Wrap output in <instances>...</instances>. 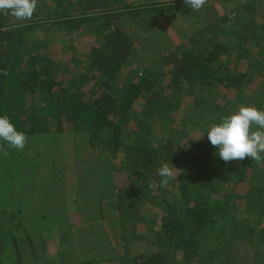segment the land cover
<instances>
[{
    "label": "trees",
    "instance_id": "16d2710c",
    "mask_svg": "<svg viewBox=\"0 0 264 264\" xmlns=\"http://www.w3.org/2000/svg\"><path fill=\"white\" fill-rule=\"evenodd\" d=\"M150 1L135 11L125 0H57L54 7L38 3L32 19L22 23L0 14V115L8 116L27 139L52 132L85 133L91 152L107 151L110 158L105 162L121 156L124 179L118 188L111 191L110 168L99 171L94 192L89 188L91 178L79 179L76 211L85 225L103 221V203L109 199L117 204L119 220L133 214V205L146 198L162 200L164 213L145 223L144 233H137L133 224V240L146 243L149 251L130 258L131 239L119 228L120 251L130 264H180L179 259L182 264H264V166L247 157L225 163L211 145L189 146L186 133L190 124L205 131L240 107L264 110V0L226 1L224 14H216L204 26L203 32L212 31L213 38L197 32L174 47L162 45L161 39L150 40L143 58L137 49L145 43L124 31V16L135 22L149 20L157 25L156 31H162L161 21H169L182 6L177 1ZM238 4L240 8L230 11L228 6ZM77 11L78 16L73 13ZM54 31L94 38L84 64L71 45V67L52 62L47 49L58 42ZM236 42L249 44L254 53L234 49ZM145 58V66L140 65ZM242 60L248 63L244 72L231 69L232 63ZM131 61L142 67L138 75L125 73ZM251 69L259 70L262 79L253 92H249ZM180 113L184 117L177 124ZM154 127L162 134L153 136ZM130 140L135 144H127ZM218 163L228 169L222 186L207 176ZM163 164L183 166L171 181L176 183L170 201L165 199L168 184L162 187L157 175ZM28 168L30 174L36 171L37 182L41 181L38 172L46 175L41 183L44 207L67 223L61 170ZM25 172L16 180L22 181ZM95 200L96 218L88 213ZM131 202L132 211H127ZM9 218L6 223L0 219V264H42L39 257H46L47 245L30 242L21 223ZM68 226L73 229L69 222Z\"/></svg>",
    "mask_w": 264,
    "mask_h": 264
},
{
    "label": "rangeland",
    "instance_id": "374dc122",
    "mask_svg": "<svg viewBox=\"0 0 264 264\" xmlns=\"http://www.w3.org/2000/svg\"><path fill=\"white\" fill-rule=\"evenodd\" d=\"M57 0H38V3L43 5H47L50 7H54V3ZM127 1L128 7H131L134 11L141 7L142 1L141 0H125ZM226 1H233L234 0H206V4L203 8L199 11H191L184 4V0L177 1L182 5L179 7L178 10L172 12V17L169 18V21H161L162 23V31H156L158 29L157 25L153 24L152 22H135L137 20L132 19V17H127L122 23V28L125 32L131 33L135 36L136 41L140 44L144 42L145 45L141 44V48L138 47L137 53L141 57H145L147 55V43L150 40H157L161 39L163 41L162 45L169 44L170 47H174L176 45H180L184 43V39L187 36L196 34L197 32H203L204 26L209 24V20L211 18L216 19V14L222 16L224 14V10L222 8L223 3ZM253 3L256 0H248ZM245 0H235V3H243L246 2ZM222 4V5H221ZM230 11H235L236 9L240 8L241 5H230L228 6ZM249 10V8H248ZM215 11V12H214ZM227 11V10H226ZM74 15L78 16L81 12H73ZM226 15H230L231 13L225 12ZM43 17V16H42ZM54 17V16H52ZM44 19V18H42ZM160 23V24H161ZM204 36L211 37V35H215L212 31H207V33L203 32ZM56 35L58 42L53 46L47 49V53L50 56V59L54 64H60L61 66L71 67L70 63V56H71V49L70 45L75 48L76 55L78 59L84 64L85 57L88 54L92 43L94 42V38L89 35H82L81 33H72V34H65L62 32H53ZM215 40V39H214ZM218 40V39H216ZM51 44V43H50ZM239 45V46H238ZM144 46V47H143ZM144 48L145 51L142 49ZM239 47V48H238ZM245 49L246 53L251 55L249 51L254 53V49H252L249 44L243 42H236L234 49ZM249 50V51H248ZM234 50L232 53H235ZM146 59L140 63V65L145 66ZM137 62L131 61L129 65L126 67V74L132 73L134 75H138L142 67ZM140 66V68H139ZM248 67V63L245 60H242L239 64L232 63L231 69H236L244 72ZM253 73V84L249 88V92H253L256 88L260 85L262 79L261 76L258 74L260 73L259 70L255 71L253 69L250 70ZM264 73V69H263ZM229 97H233L232 94H229ZM197 114V113H196ZM184 113H180L176 116L175 120L177 124L181 123V120L184 116ZM202 124V122L200 121ZM199 123V125H200ZM198 125V126H199ZM209 129V128H208ZM74 133V134H73ZM186 133L190 137L189 146L194 145L193 147H197L200 144H206L210 146V143L207 139L206 130L201 131L199 127L193 126V124L188 125L186 127ZM66 134L76 135V141H82L87 139V135L85 133H76V132H65L64 134L57 135V133H50L48 135H43L41 137H45L46 143L51 147L55 148L56 145L59 146L61 142L62 136H66ZM153 136L157 134H162V130L159 127L152 128ZM127 143L129 145H134V141H129ZM153 141L149 140L147 143L151 145ZM45 142L41 141L40 148L41 150H45L48 145ZM188 146V144L186 143ZM30 146H25L23 150H21V154L25 153L24 150ZM91 150V149H90ZM7 151V156L0 155V212L1 214H9L11 213L13 216L12 219L9 220L12 223H21V226L24 231L30 236L29 241L37 244L44 242L47 245V255L43 259V257H39L43 261H48L50 264H63L67 261H72L75 264H81L85 260L91 261L93 264H130V261L127 257L122 256L120 251V235H119V228L123 231V233L128 238V242H131L130 247V258L136 255H140L144 252L150 250V247L144 242H135L133 240L132 235L134 234L133 230L135 227L133 226L136 223V230L137 233L142 234L144 233V224L149 223L151 221H155L156 219L161 217V214L164 213L163 202L160 199H156L153 196L146 198V200H142L138 203L137 206L133 205V214L127 216H120L119 220V212L117 208V204L115 201H106L105 205H103V221L102 222H95L93 225H85L83 220L81 219L78 211L77 213L75 210L71 211V214L68 215V222L73 226V229L70 230L68 226V222L65 223V220L60 217L63 221L60 220L59 217H55L52 210L46 209L44 206L46 205L43 201V197L45 195V191L43 190V186L41 184H34V185H23L18 192L17 195L13 196L12 199H9V192L12 183V177L10 169L13 167V164L16 165L18 156H15L18 150L12 149L8 147L3 142H0V153ZM107 152L106 150H96L92 151L89 158H92L89 161V170L85 171L83 175L88 176L87 179L91 178V182L89 183V188L91 191H95L96 182H98V173L99 171H104L107 168L111 169L112 175V183L113 189L114 187H119V182L124 179V173L121 171L122 167L120 165L121 156L117 157V159L109 162H105L109 159V156H105ZM197 154L198 150H193V154ZM20 154V155H21ZM40 156V155H39ZM29 161L35 166L38 162V155L37 151H31ZM29 167V164H26ZM48 162H44V166L41 170H45L46 167H49ZM184 165V164H183ZM215 165V164H214ZM215 170H210L207 173L209 176L210 181L212 182H219L222 186L223 179H226L228 175V169L223 165L220 164L215 165ZM176 169H173V178L169 180L167 186V192L165 199L170 201L169 197L171 196V187L175 185L176 182L171 184V181L176 178L177 171H181L183 166H173ZM41 168V167H40ZM29 169V168H28ZM51 171L55 169V165L52 164L50 166ZM54 171V170H53ZM60 173V172H59ZM61 174V173H60ZM38 175L41 176L40 180H45V176L41 175L38 172ZM60 176V175H59ZM116 176V177H115ZM94 177V180H93ZM103 176L100 177V183L103 184L102 180ZM29 182H37L39 178H37L36 173L30 174L29 172L26 173V178ZM58 184L60 185L61 179H58ZM205 182V181H204ZM15 183V182H14ZM91 183V185H90ZM227 183V182H226ZM171 184V186H170ZM225 186V184H224ZM122 184L120 185V188ZM59 193V190L57 191ZM97 194V192H96ZM32 197V198H31ZM94 197L93 195L91 198ZM27 200L25 203L24 200ZM31 199V200H30ZM39 199V200H38ZM7 200V202H6ZM173 202V201H172ZM44 204V205H43ZM133 203H129L127 205V211H132L131 205ZM24 208V209H23ZM97 209V204L95 200V204L93 205V209L88 211L89 214L93 215L96 218L95 212ZM122 211H125L123 208ZM86 213L88 216L89 214ZM131 216V217H130ZM137 216V219L134 218ZM151 216V217H150ZM6 218V219H4ZM7 216H0L2 222L8 221ZM120 222V223H119ZM11 223V225H13ZM103 223L105 230L103 229ZM264 224V222H263ZM121 225H125L123 228ZM126 227V228H125ZM60 228H62L60 230ZM134 228V229H133ZM65 231V232H62ZM107 232V236L105 232ZM64 237V241L61 243V238ZM60 243V244H59ZM54 245L55 248H52ZM59 246L61 249H59ZM46 259V260H45ZM178 260V263L182 264V261Z\"/></svg>",
    "mask_w": 264,
    "mask_h": 264
},
{
    "label": "clouds",
    "instance_id": "9594fccd",
    "mask_svg": "<svg viewBox=\"0 0 264 264\" xmlns=\"http://www.w3.org/2000/svg\"><path fill=\"white\" fill-rule=\"evenodd\" d=\"M38 0H0V14H10L21 23L31 20ZM191 11H199L206 0H184ZM207 139L225 163L243 161L246 157L257 165L264 166V110L254 107H240L234 114L224 116L220 122L206 130ZM27 137L11 123L6 115H0V142L21 151L26 146ZM7 151L0 155L7 156ZM173 169L163 164L157 169L161 186L173 178Z\"/></svg>",
    "mask_w": 264,
    "mask_h": 264
},
{
    "label": "crops",
    "instance_id": "0c3cea01",
    "mask_svg": "<svg viewBox=\"0 0 264 264\" xmlns=\"http://www.w3.org/2000/svg\"><path fill=\"white\" fill-rule=\"evenodd\" d=\"M141 1H142V5H148L149 3L152 4L150 0H141ZM158 1L170 2V1H179V0H153V3H157ZM144 22L148 23V21H144ZM59 138H61V142L59 146L56 145L55 148H51L46 143L47 139L45 137L38 136L34 139L28 138L26 140V145L30 146L32 145V142H34V145L32 147L26 148L24 150L25 153L21 154V151H17L16 153H14V155L18 156V158L16 165L13 164V167L10 169L13 177L11 180L12 183L9 192V199H12L13 196L17 195L18 192L20 191V188L23 185L26 184L34 185L35 183L39 185L43 183L42 181L29 182L24 177L27 173V168H28L26 164H29V166L33 165L29 161L30 153L31 151H37V155H38V162L36 164L37 167L43 168L44 162L46 161L50 164L49 168L52 164H54L55 170H57L58 173L59 170H61V176L63 179L62 185H63L64 199H65V215H70L72 210H75V212L77 213L75 197L79 185V179L80 178L83 179L82 175L84 173L81 171L88 167L89 161L92 159V158L88 159V156L90 157L91 150L87 139L82 141H76L77 140L76 135L71 136V134H66V136L64 135ZM41 141L45 142L46 145H48V147L44 151L41 150L40 148ZM23 170H26V172L22 178V181L16 180V177ZM34 172L36 173V171ZM61 176H59L60 179ZM109 200L113 201V199H109ZM104 204L105 203H103V205Z\"/></svg>",
    "mask_w": 264,
    "mask_h": 264
}]
</instances>
